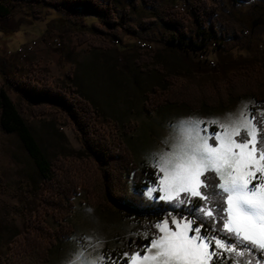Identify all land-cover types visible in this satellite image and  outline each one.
Returning a JSON list of instances; mask_svg holds the SVG:
<instances>
[{"label": "rangeland", "instance_id": "374dc122", "mask_svg": "<svg viewBox=\"0 0 264 264\" xmlns=\"http://www.w3.org/2000/svg\"><path fill=\"white\" fill-rule=\"evenodd\" d=\"M3 1L11 15L5 24L0 23V39L1 34L8 39L0 40V63L9 66L16 61L18 67L16 71L0 68V86L3 78L10 83L5 90L37 140L44 160L87 163L70 218L74 233L53 248L49 264H110V259L148 242L156 229L153 223L106 204L101 188L105 167L88 164L79 132L57 105L33 104L12 86L23 88L31 83L78 94L95 109L92 122L109 144L116 150L127 146L140 167L153 172L148 156L171 150L174 133L169 124L179 118L200 117L204 121L200 128H207L201 135H209L221 131L218 125L230 119L226 114L236 118L243 109L255 115L256 125L264 126V43L247 54L234 49L233 40L247 35L233 13H249L253 6H264V0H113L109 20L113 27L89 17L86 22L96 30L80 35L60 22L52 7ZM176 6H186V12H177ZM166 21H175L180 30L165 26ZM20 25L24 43L17 47L11 29ZM137 41L149 46L140 49ZM188 44L199 48H188ZM29 45L33 50L22 59L18 49ZM149 95L163 103L167 99L176 103L159 105L152 98L147 104ZM243 136L242 131L237 139ZM209 143H214L212 137ZM0 174L11 185L9 191L0 192L3 258L12 241L26 232L27 219L37 210L42 194L37 164L16 133L0 131ZM45 222L56 228L51 216ZM222 254L230 259L233 255Z\"/></svg>", "mask_w": 264, "mask_h": 264}, {"label": "snow or ice", "instance_id": "6c2138e0", "mask_svg": "<svg viewBox=\"0 0 264 264\" xmlns=\"http://www.w3.org/2000/svg\"><path fill=\"white\" fill-rule=\"evenodd\" d=\"M226 115L230 119L218 125L221 131L209 135H201L207 128H200V117L169 124L171 150L149 154L155 171L140 193L166 204L152 224L156 233L110 264H213L214 257L222 264V253L233 254L230 264H264V139L255 115L243 109L236 118Z\"/></svg>", "mask_w": 264, "mask_h": 264}, {"label": "trees", "instance_id": "16d2710c", "mask_svg": "<svg viewBox=\"0 0 264 264\" xmlns=\"http://www.w3.org/2000/svg\"><path fill=\"white\" fill-rule=\"evenodd\" d=\"M22 1L52 7L57 12L58 20L68 25L76 35L86 30H96L86 22V18L89 17L106 27H113L109 21L114 13L113 0H58L55 3L46 0ZM10 15L8 3L0 0V21L8 19ZM233 17L247 31L246 37L242 39L233 37L236 42L234 49L247 54L254 52L258 45L264 43V6H253L249 13L235 11ZM164 25L180 30L175 21H166ZM186 47L199 48L191 44ZM3 83L4 85L0 86V131L7 134L16 133L19 136L23 146L37 164L42 179V194L37 210L27 219L26 232L12 241L6 256L0 258V264H49L53 248L60 242L69 240L74 233L70 218L74 210V199L86 177L83 170L87 163L74 165L63 159H57L52 163L44 160L37 140L5 90L10 83L5 78ZM12 87L18 88L33 104L57 105L66 117L72 120L81 136L88 164L96 168L105 167L102 172L101 188L106 204L120 207L129 216L142 218L149 223H154L162 215V210L166 207L165 202L153 203L140 194L146 182L153 179V171L141 168L127 146L120 145L116 150L109 144L105 135L92 122L97 113L90 102L75 93L68 95L63 91L40 88L31 83H27L23 88ZM152 98L156 97L148 96L147 104L152 102ZM154 100L159 105H164L165 102L166 105L176 103L170 99L164 103L158 99ZM255 100L257 103L261 102L258 97ZM257 126L260 129V138L264 139V126L261 123H257ZM205 175L212 177L210 183L217 182L213 173L208 172ZM10 189L11 185L6 183L0 174V192H7ZM192 202L195 203L196 198L192 199ZM47 216L52 217L56 224L55 229L47 226L45 222ZM224 256L226 255H221L222 264H230L231 259L225 260ZM215 259L214 257L213 264Z\"/></svg>", "mask_w": 264, "mask_h": 264}, {"label": "crops", "instance_id": "0c3cea01", "mask_svg": "<svg viewBox=\"0 0 264 264\" xmlns=\"http://www.w3.org/2000/svg\"><path fill=\"white\" fill-rule=\"evenodd\" d=\"M7 22V19L6 20H4V21H0V23H2V24H5ZM4 26V25H3ZM9 28H11V27H9ZM21 30V25L20 26H18V27H15V28H13V29H11V33H12V37H14V36H17V47H19V46H21V45H23V43H24V40L23 39H21V37H19L20 36V31ZM1 37L3 38V39H0L1 41L2 40H4L5 38L2 36V34H1ZM5 40H8V39H5ZM10 41V40H9ZM8 41V42H9ZM12 41V40H11ZM10 41V42H11ZM23 41V42H22ZM12 42H14V41H12ZM125 52V51H124ZM4 66H7L8 67V69H10V71H16V68L18 67V65H17V63H16V61L14 62V63H9V66H8V64L7 63H4L3 61L0 63V68L2 69V70H4Z\"/></svg>", "mask_w": 264, "mask_h": 264}, {"label": "built area", "instance_id": "2783aa9c", "mask_svg": "<svg viewBox=\"0 0 264 264\" xmlns=\"http://www.w3.org/2000/svg\"><path fill=\"white\" fill-rule=\"evenodd\" d=\"M185 7H186V6H185ZM186 8H187V7H186ZM54 43L57 44V45H59V42H58L57 39L54 40ZM34 44H35V43H33V45H34ZM137 46H139L140 49H145V46H149V45H148L147 43H145V42L137 41ZM32 50H33V46H32V45L24 46V47H21V48L18 49V54H19V56L23 59V58H25L26 55H27L29 52H31ZM201 58H203V57L201 56ZM212 65L214 66L215 63L211 62V66H212Z\"/></svg>", "mask_w": 264, "mask_h": 264}, {"label": "bare ground", "instance_id": "6f19581e", "mask_svg": "<svg viewBox=\"0 0 264 264\" xmlns=\"http://www.w3.org/2000/svg\"><path fill=\"white\" fill-rule=\"evenodd\" d=\"M174 9L177 11V12H179V13H185L186 12V7L185 6H176V7H174ZM176 12V13H177Z\"/></svg>", "mask_w": 264, "mask_h": 264}]
</instances>
